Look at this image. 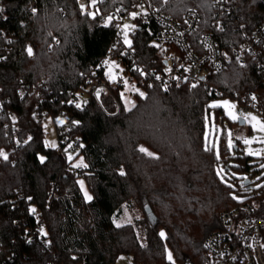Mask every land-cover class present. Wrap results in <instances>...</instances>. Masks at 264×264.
Returning a JSON list of instances; mask_svg holds the SVG:
<instances>
[{
  "label": "trees",
  "instance_id": "1",
  "mask_svg": "<svg viewBox=\"0 0 264 264\" xmlns=\"http://www.w3.org/2000/svg\"><path fill=\"white\" fill-rule=\"evenodd\" d=\"M230 1L249 29L264 19V0ZM0 2V28L10 36V42L0 38V150L27 141L0 159V264H116L121 254L130 256L132 264H208L204 241L221 228V212L264 195V184L253 180L260 168L252 156L242 154L240 140L234 143L236 163L230 165L226 139H220L225 170L241 173L223 178L205 135L206 113L215 98L259 92L264 106V79L254 62L241 66L233 58L225 70L197 86H150L139 77L143 95L137 93L130 107L122 100L123 87L114 89L120 110L110 94L102 95L101 104L91 99L78 106L69 98L110 49L114 29L97 27L99 15L84 12L77 0ZM132 3L100 0L99 7L105 13ZM156 3L176 19L195 8L202 14L200 33L213 29V0ZM234 33L216 35L223 47H230ZM150 40L147 26L140 25L132 44L141 62L152 68L159 50ZM20 82L32 87L24 98L17 95ZM63 110L79 120L70 134L85 142L78 154L88 163L84 174L90 200L59 147L45 144V118ZM142 144L158 155L145 154ZM124 205H138L145 217L117 225ZM260 205L264 214V203ZM39 222L43 232L36 230Z\"/></svg>",
  "mask_w": 264,
  "mask_h": 264
},
{
  "label": "built area",
  "instance_id": "2",
  "mask_svg": "<svg viewBox=\"0 0 264 264\" xmlns=\"http://www.w3.org/2000/svg\"><path fill=\"white\" fill-rule=\"evenodd\" d=\"M99 3L100 0H77L84 12L92 16L99 15L97 27L114 29V38L110 49L86 76L81 90L70 96V103L83 106L91 99H96L101 104L102 95L110 94L120 110V104L113 94L116 87H124L131 81L138 82L139 77L150 86H197L206 83L208 75L225 70L233 58L241 66L249 61L254 62L264 79V19L249 29L242 14H237L230 0H213V29L202 33V14L195 8L187 9L181 18L176 19L162 12L156 0H133L128 8L121 7L105 13H101ZM132 14H135L134 18ZM3 15L0 2V20ZM131 20L134 22L132 39L140 25H146L151 34V45L159 50L152 59V68L141 62L132 42L128 43L124 37L123 24ZM230 30L236 31L230 38L231 46L223 47L216 33ZM4 36L10 42L6 29L0 28V38ZM58 43L54 39V45ZM113 61L115 77L111 78L108 68ZM31 88L30 83L20 82L17 95L24 98ZM232 98L242 104L245 111H256L264 117L259 92ZM8 115L12 120L15 117L13 111H9ZM57 116L63 119L61 124L56 123L58 147L68 161L67 151L78 152L84 148L85 142L70 134L79 125L75 115L63 110L54 115L55 118ZM26 143V140L18 141L9 149L2 148L0 158L5 159L6 156L8 159L12 152L23 148ZM260 207V204L241 201L221 212V228L211 232L204 241L208 264H264V214L260 213ZM35 214L41 219L39 210H35ZM36 230L43 232L41 222L36 225ZM30 234L31 240H35L37 232L32 229Z\"/></svg>",
  "mask_w": 264,
  "mask_h": 264
},
{
  "label": "rangeland",
  "instance_id": "3",
  "mask_svg": "<svg viewBox=\"0 0 264 264\" xmlns=\"http://www.w3.org/2000/svg\"><path fill=\"white\" fill-rule=\"evenodd\" d=\"M135 15H131L134 18ZM123 28L125 29L124 37L128 43L132 42L131 32L134 29V22L126 21L123 24ZM115 62L109 63L108 73L111 78L115 77L114 71L115 68L113 66ZM143 93L142 86L139 85V81H131L126 84L121 90L122 100L124 101L127 107H130L135 102V95ZM228 104H225V102ZM234 106V107H233ZM210 109L206 113V139L208 140V144L210 146H214L216 154L218 156V160L220 161L217 166L219 174L223 177L231 178L232 176H236L235 178L240 176L239 171H226L224 158L221 156L220 149V139L221 137H225L227 148L229 149L226 152L225 158L228 159L227 163L230 165H235V158L237 155V151L234 149L235 140H240V149L242 154L250 155L254 159L252 163H256L255 168H260L258 170L253 180L256 181V185L260 186L264 184V131L260 130L259 125H255V121L251 120V117H256V119L264 124V117L256 112V111H245L242 104L236 102V100L232 97H219L210 101L209 103ZM220 108L221 112L217 113V109ZM231 113V114H230ZM242 117L245 119L246 123L241 125L238 121V118ZM63 122L62 117H54L47 116L44 120V132H45V144L49 148H57L59 146L58 143V135L56 131V123L61 124ZM245 140L252 141L249 144H245ZM238 144V143H237ZM140 149H144V153L149 156H157L158 154L152 150L147 145H140ZM67 150V146H66ZM41 158L44 156L41 155ZM67 158L69 161L68 167H70L71 171H74L77 175V181L80 186V189L86 200L88 197L92 198V193L88 187L87 181L85 179V168L88 166V163L83 158L82 155H79L76 151H67ZM2 159V158H0ZM80 165V166H77ZM86 165V167H85ZM224 178V177H223ZM225 180V179H224ZM233 180V178H232ZM234 181V180H233ZM232 195L236 199L242 198L241 196H237L236 191H233ZM264 195L255 196L250 198L249 202L255 204L264 203L262 199ZM145 217L143 209L138 207V205H134L133 207H128L126 205L123 206L122 214L115 219L117 225H124L127 223L134 224ZM139 236L142 238V241L145 240L143 236V231L139 228L137 229ZM169 254L171 255V259H169ZM167 257L169 260L173 259V255L170 249L167 248ZM116 264H132V259L127 254H121L116 261ZM176 264V263H173Z\"/></svg>",
  "mask_w": 264,
  "mask_h": 264
},
{
  "label": "snow or ice",
  "instance_id": "4",
  "mask_svg": "<svg viewBox=\"0 0 264 264\" xmlns=\"http://www.w3.org/2000/svg\"><path fill=\"white\" fill-rule=\"evenodd\" d=\"M133 15H135V14H133ZM28 52H29V54H31V49H30V48L28 49ZM157 78L159 79V77H157ZM141 95H143V93H141ZM253 99H255V97H253ZM225 104H228V102L226 101ZM78 106H79V105H78ZM233 107H234V106H233ZM230 114H231V113H230ZM251 120L255 121V125H254V126L259 125L260 130H261V131H264V124H261V123L256 119V117H251ZM251 142H252V141H250V140H245V141H244L245 144H249V143H251ZM141 151H144V149H141ZM4 158L7 159L6 156H5ZM41 159H43V158H41ZM77 166H80V165H77ZM85 167H86V165H85ZM261 167H264V165H262ZM88 199H91V197H88ZM161 235L163 236L164 234L161 233ZM169 259H171V255H170V254H169Z\"/></svg>",
  "mask_w": 264,
  "mask_h": 264
},
{
  "label": "water",
  "instance_id": "5",
  "mask_svg": "<svg viewBox=\"0 0 264 264\" xmlns=\"http://www.w3.org/2000/svg\"><path fill=\"white\" fill-rule=\"evenodd\" d=\"M238 121H239V123H240L241 125H244V124L246 123L245 119L242 118V117H239V118H238ZM236 149H237V148H236ZM246 183H249V180H247Z\"/></svg>",
  "mask_w": 264,
  "mask_h": 264
}]
</instances>
